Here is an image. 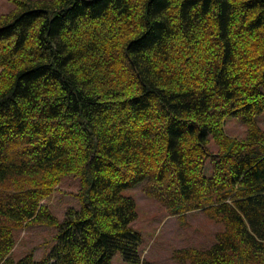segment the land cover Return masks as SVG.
<instances>
[{
    "label": "trees",
    "instance_id": "trees-1",
    "mask_svg": "<svg viewBox=\"0 0 264 264\" xmlns=\"http://www.w3.org/2000/svg\"><path fill=\"white\" fill-rule=\"evenodd\" d=\"M13 1L0 15V264H148L134 186L223 223L212 246L183 250L190 264H264V0ZM232 114L246 137L226 131ZM70 174L81 206L61 220L45 200ZM35 224L57 229L51 250L16 260Z\"/></svg>",
    "mask_w": 264,
    "mask_h": 264
},
{
    "label": "rangeland",
    "instance_id": "rangeland-1",
    "mask_svg": "<svg viewBox=\"0 0 264 264\" xmlns=\"http://www.w3.org/2000/svg\"><path fill=\"white\" fill-rule=\"evenodd\" d=\"M15 7L13 0H0V15ZM258 122L264 128V112L260 114ZM225 128L233 136L244 138L248 135L246 122L234 114L228 116ZM212 148L215 149L213 141ZM206 162L208 168L211 158ZM79 188L80 180L73 174L67 175L45 200V204L62 220L71 207L80 208L81 203L77 196ZM124 193L134 197L137 202L138 217L132 226L142 236L139 248L148 264H190V261L183 257V250L209 248L217 240L218 233L223 230V223L208 216L204 210L192 211L184 216L173 214L160 201L147 196L140 186L125 189ZM56 232L55 227L40 224L22 229L17 234L13 257L18 260L34 250L36 260H43L54 244L52 239ZM112 262L127 264L121 252L114 255Z\"/></svg>",
    "mask_w": 264,
    "mask_h": 264
}]
</instances>
